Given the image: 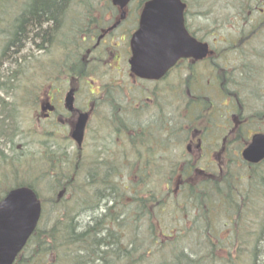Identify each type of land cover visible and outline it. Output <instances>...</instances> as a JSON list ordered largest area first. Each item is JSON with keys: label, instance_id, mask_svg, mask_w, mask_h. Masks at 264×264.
<instances>
[{"label": "rangeland", "instance_id": "1", "mask_svg": "<svg viewBox=\"0 0 264 264\" xmlns=\"http://www.w3.org/2000/svg\"><path fill=\"white\" fill-rule=\"evenodd\" d=\"M80 1L90 9L89 11L93 7L100 8L102 14L109 10L107 16L111 17V7H114L111 0H75V2ZM22 2L23 0H2L3 6L0 10V15L7 16L9 19L4 22L5 24H0V34L5 35L3 39L0 36V194L14 183L31 181L42 197L53 199L56 195H53L54 190L50 189L48 175H45L46 167L50 166V164L46 165V162L51 160L58 162L59 158L64 161L70 155L75 154V150L64 138L67 128L61 126L60 123H55L52 118L46 120L41 113L40 103L45 101L47 94L54 91L53 89H60L59 96L62 98L68 89V73L60 74V72L63 65L69 72L68 67L77 58L75 56L77 50L74 47L65 51L64 48L56 45L54 40H68L65 38L68 31L66 17L68 14L70 15L71 10L76 11V6L67 7L64 14H61V23H63L60 27H54L48 22H44L45 24L37 22L32 26L22 24L18 18L22 12ZM185 2L188 4L190 13L189 28L197 36H204L207 41L214 31L215 25L221 23L220 29L223 35L221 38L224 40L234 39L241 32H248L251 25L243 21L244 24H240V18L245 20L244 14L247 13L248 16L255 17L257 15L255 9H259L258 6L264 7V0H185ZM141 3L143 0H136L135 6ZM100 11H96V14ZM118 13L117 11L116 14L118 15ZM94 14L95 12L92 11L91 15L94 16ZM245 26L247 30L244 28ZM225 27L229 30H224ZM18 28L24 29L16 39L24 47L20 50L15 49L13 37H11L13 32H20ZM39 31L42 35L39 34ZM56 32L58 35L54 36ZM56 48L63 51L61 56L55 52ZM224 49L228 50L227 45L224 46ZM60 57L62 62L59 64ZM108 73L107 67L102 69L101 77L89 87L82 81L80 90L82 93L76 99L80 106L84 105V102L89 98L96 97V94L90 93V91L96 89L98 83L107 82ZM194 74H198L202 78L209 76L211 80L212 68L197 64L194 67ZM187 75L188 72L182 65L163 81L156 83L138 81L132 93L133 96L127 99L129 101V98H135V104L131 110L126 111L128 114L121 108L116 111L118 104L117 100L113 98L106 109L98 106L95 117L89 124V131L85 145H83L84 164H87V160L89 161L93 157H100L99 153H102L100 148H103L106 151L101 156L102 161L109 162L108 166L112 170L118 171V176L116 172L112 173V176H117L112 179L115 180L120 191V196L115 199L119 204L117 213L121 220L129 225L117 231L118 241L122 247H129L128 249L131 247L134 249L141 243L142 246L136 247L137 249L134 250L137 259L141 257L142 252L151 249L152 254H145L141 258L142 264H177L182 257L187 261L182 264H229L230 256L226 250L232 248L233 243H238L235 241V237L244 240L245 245L249 246L254 238L253 232L260 227L261 220L264 218V164L249 170V164L240 159L239 153L234 152L229 156L221 154L220 164L217 165V159L214 158L218 154L211 155L210 150L202 152L197 149L195 144L192 145V150L187 151L188 139L176 140L182 136L178 133L183 134L178 126L182 122L181 117L190 112V98L197 97L202 92L197 88L198 85L199 88L201 87V82L196 83L194 89H189L185 82ZM111 77L117 78L120 82L125 80L122 74L118 75L115 72H111ZM202 83H205L201 87H205L203 93L207 91L206 95L209 99L214 91L205 79ZM154 90L157 91L154 100L148 101L146 97L150 95L153 97ZM186 105L189 106L187 112ZM167 111L171 113L172 117L168 116ZM114 113L118 115V118H115ZM130 115L134 118L129 120ZM164 118L171 121L172 126H167ZM141 119L154 122L149 126L150 130H147L153 139L147 141L146 145L141 143L145 152L141 156L138 155L140 159L152 154L151 161L155 164L150 166L153 178L150 181L139 176L142 175L139 170L144 165L139 161L135 164L133 158L138 143L135 137L131 138L134 136L131 127ZM177 119H179L178 122ZM120 120L125 124L123 132H119V128L117 129ZM128 125L129 129H127ZM205 125L203 122H197L191 129L203 128ZM252 125L261 127L262 123L257 118ZM164 126L167 128L165 129ZM52 129H55L53 133ZM214 130L217 134L220 133V137L225 134L216 127ZM167 131L171 134L166 135ZM183 135V138H186L185 133ZM206 142H210V138ZM152 144H156L153 150L150 147ZM50 151H53L54 155ZM191 158L193 161H199L202 172L198 171V175L193 170L194 174L188 177L189 172L186 171ZM232 160L236 163L229 166ZM207 161L213 162L209 168L208 166L204 167ZM81 166L87 167L88 165L82 163ZM67 169L63 166L61 171ZM145 170L148 168L145 167ZM171 170L176 171L173 178L170 179ZM228 172L234 178L230 182L232 189L243 195L242 198L246 195L245 190L251 196L250 207L247 208L245 216L240 215L241 217L237 218L236 214L232 215V220L238 223V230L231 228V225L225 226L231 217L225 216L222 199L207 196L206 185L208 183L199 185L200 188L198 186L193 189L188 187L189 183L196 185L198 177L204 178V181L210 177L218 183L222 174ZM251 173L253 179L251 178L250 181ZM96 177L97 181L92 185L86 186L84 182L79 181L71 185L63 197L68 200L67 203L61 202L58 204L59 206H52L46 201L39 225L50 226L60 215V209L63 206H70L75 201L77 204H81L82 198L100 194L102 173ZM254 177L262 179V184L255 182ZM108 183L106 182L105 186H108ZM221 188L224 190L223 184ZM152 195L153 201L148 202L147 200H150ZM215 195L217 196V194ZM101 199L103 200L104 197ZM99 202L103 203V201ZM60 205L62 206L60 207ZM227 206L232 212L229 202ZM103 210L96 209L94 216L101 214ZM85 213H87L85 214L86 220L82 221V224L89 221L93 212ZM135 229L139 233L133 237ZM237 232L238 234H236ZM142 238L151 239L153 243L146 245L144 244L146 240ZM250 262L251 260H241L239 264H249Z\"/></svg>", "mask_w": 264, "mask_h": 264}, {"label": "flooded vegetation", "instance_id": "2", "mask_svg": "<svg viewBox=\"0 0 264 264\" xmlns=\"http://www.w3.org/2000/svg\"><path fill=\"white\" fill-rule=\"evenodd\" d=\"M1 3L2 0H0ZM134 3L135 0H132L126 9L121 12V15L120 13L117 15L118 10L111 7L112 14L109 18H98L97 15L88 19L86 16L75 17L72 22L80 26L75 28L74 23L70 27L68 25L66 27L68 33H71L74 28L76 32L75 38L72 41L69 40L66 45L67 49L75 47V50H77L75 56L78 58L76 63L73 62L69 67L68 75L69 88H67H74L73 105L71 109L65 107L64 95L63 98L60 97V89H53L54 91L47 94L45 101H41L40 107H49V109L41 111L46 120L52 118L55 123H60L61 126L67 128V134L64 138L73 146L72 149L76 145L71 139L70 131L74 127L80 112H89L90 122L96 114L98 106L102 107L108 103L112 91L123 90V87H126L128 97L133 96L132 93L136 84L141 81L131 74L126 64L131 55L129 39L139 23L140 9L134 6ZM76 7V13L86 15V11H84L85 8L88 9L86 6L79 4ZM258 8L255 9L257 17L248 16L247 13L244 14L246 21L240 18V24L247 22L251 25L248 32H241L234 39L224 40L221 38L223 36L220 29L222 23L217 24L208 41L204 39V36H196L198 40L209 45L210 53L203 59H180L172 69H178L183 65L188 72L185 78L187 84L194 87L196 83L201 82L202 87L205 84L202 81L205 79L214 91V94H209L210 98L208 99L206 95L208 92L203 93L205 87L199 88L198 85L197 88L202 92L199 96L190 98V112L185 117L183 126L186 128L189 137L187 141L189 150H192L193 144L202 152L210 150L211 155L218 154L214 158L217 159V164H220L221 154L241 153L255 133L264 134V34H262L264 31V7L258 6ZM231 10H233L232 7ZM241 11L244 12L242 9ZM107 12L109 10L105 11V14ZM189 16L190 13L186 5L184 23L187 29L189 28V26L187 27ZM7 21V16H0V24ZM244 28L247 30L246 26ZM224 30L229 29L225 27ZM192 34L195 33L192 31ZM0 36L3 39L5 35L0 34ZM226 45L228 50L224 49ZM197 64L212 68L211 80L209 76L202 78L198 74H194V67ZM106 67L109 72L108 81L98 83L96 89L90 91L103 102L98 101V98H89L84 102V105L81 104L80 106L76 102L77 97L81 94L80 85L77 82L80 80L79 76L83 75L88 79L93 77L90 81L94 84L96 79L101 77L102 69ZM63 72V69H61V73ZM111 72L118 75L122 74L125 80L120 82L117 78L113 79ZM191 79L193 80L190 82ZM152 93L154 96L156 95L155 90ZM154 96L150 98L151 101L154 100ZM116 98H120V96L117 95ZM206 101L208 102L207 106L205 105ZM129 102L132 107L135 104V98H129ZM121 103L123 104L122 98ZM122 104H119L121 109H123ZM125 106L127 105L125 104L124 108ZM189 106L186 105V112ZM155 107L157 108V106ZM197 109L201 111L199 115L196 113ZM257 118L262 123V128L252 125ZM197 122H203L206 125L203 129H191ZM88 125L86 132L89 129ZM214 127L218 128L220 132H225V134L220 137V133L217 134ZM54 130L52 129L51 132L53 133ZM208 138H210V142H206ZM206 164H213V162L208 161ZM262 164H264V161Z\"/></svg>", "mask_w": 264, "mask_h": 264}, {"label": "trees", "instance_id": "3", "mask_svg": "<svg viewBox=\"0 0 264 264\" xmlns=\"http://www.w3.org/2000/svg\"><path fill=\"white\" fill-rule=\"evenodd\" d=\"M71 1L72 0H31L27 9L30 14L36 16L37 22L52 21L56 23V21L60 19L63 11L62 9L66 3H70ZM18 29H20V32L16 33V39L24 31L22 28ZM182 119L185 120L184 117H182ZM120 122L122 123L121 120ZM150 125H153V123L149 122V120L144 121V119H141L139 122H136L131 127L135 128L134 136H131V138L135 137L139 144L145 143V145L147 141H152L153 136H150L148 132L150 130ZM151 156V154H148L147 158L145 159L144 157L142 160L144 167L139 170V172L142 173V175L140 174L142 179L149 178L153 180L150 166H153L155 163L151 161ZM77 158L78 161L76 165H79V159L82 158V156H77ZM50 162L51 167L47 169V172L50 174L48 175L47 173L49 176L48 181H50L49 187L51 190H54L53 195L56 196L50 200H43V203L47 201L52 206H59L58 204L61 202L67 203L68 200L60 198L56 191L66 192L69 190L70 186L74 184L72 176L76 174V166L69 168L70 170L68 171H63V174L59 169L62 165V160ZM104 165L105 167L102 168V181L104 182L102 183V187L104 188L102 189V193L91 196L90 198H82L83 201L81 204H77V201H75V203L70 206H63L62 209H60V215L57 216L50 226L39 225L15 264H142L141 258L145 254H152L151 249H147L145 252H142L143 254L141 257L137 259L134 250L137 249L136 247H141V243L135 246L134 249L132 247L128 249L129 247H122L120 241H118L117 231L129 225L122 221L120 215L117 213V208L119 206L118 202L115 201L116 197H118L117 193L114 194L113 199H110V197L113 196L110 194H112V191L114 192V189L117 191V186L115 183L105 186L107 176H111L110 172H112V168L107 166V164ZM97 166L99 165L97 164L89 171L90 179L88 183L84 182V185L92 184L96 181V172L101 170V168ZM62 167L63 166H61V168ZM145 167H147L148 170H145ZM175 171L171 170L170 179L173 178ZM252 175L253 174L249 176L250 181ZM221 178L222 181L218 183L212 180H208L207 185L204 183L207 187V194L213 191L214 194H217V198L224 197L225 195V199L230 203L232 210L234 209L237 218L241 217L240 215H242V217L245 216L247 208L250 207L249 199L251 196H248L249 193H247V196L242 199V195L232 189V184L230 182L234 178L231 176L230 172L226 173ZM254 180L262 184L260 178L257 179L254 177ZM222 184L225 191L221 188ZM17 185L35 187V184L31 181L19 182ZM108 189L109 191L107 192ZM1 195L2 194H0V198ZM103 197L104 199L102 200L101 198ZM99 201H103V203ZM61 206L62 205H60V207ZM98 208L104 210L101 214L94 216V211ZM85 212L93 213L89 221H87L86 224H82V221L86 220L85 214L87 213ZM236 227H239L238 223H236ZM136 234V231H134L133 237ZM236 234H238V232ZM253 234L254 238L252 237L253 240L249 244V246L251 245L250 249L249 246L245 245L244 240L235 237V241H238V243H234V250L231 249L229 251L230 264H239L241 260H251L249 264H264V218L261 220L260 227L256 229ZM142 239L146 240L144 244L151 245L152 242L148 240V238Z\"/></svg>", "mask_w": 264, "mask_h": 264}, {"label": "water", "instance_id": "4", "mask_svg": "<svg viewBox=\"0 0 264 264\" xmlns=\"http://www.w3.org/2000/svg\"><path fill=\"white\" fill-rule=\"evenodd\" d=\"M129 0H113L123 8ZM184 3L181 0H149L142 9L139 27L130 40L131 71L146 79L164 76L179 58L201 59L208 46L191 36L184 26ZM73 91L66 96L71 106ZM87 121L80 114L71 136L80 146ZM246 160L264 158V136L256 135L243 151ZM41 215V202L31 187L10 190L0 200V264H12L35 230Z\"/></svg>", "mask_w": 264, "mask_h": 264}, {"label": "bare ground", "instance_id": "5", "mask_svg": "<svg viewBox=\"0 0 264 264\" xmlns=\"http://www.w3.org/2000/svg\"><path fill=\"white\" fill-rule=\"evenodd\" d=\"M29 13V10L28 9H25V10H22V12H21V14H19L18 16V18H19V20L21 21V23L22 24H27V25H34L35 23H37V19H36V16L35 15H32V14H28ZM29 17V18H28ZM66 37H68V35H66ZM20 45V44H19ZM24 47L23 46H18L17 48H16V50H20V49H23ZM222 181V178L220 177L219 178V182H221ZM184 260V261H183ZM182 262L183 263H187V261L182 257V259L181 260H179L178 262H177V264H182ZM192 263V262H191Z\"/></svg>", "mask_w": 264, "mask_h": 264}]
</instances>
